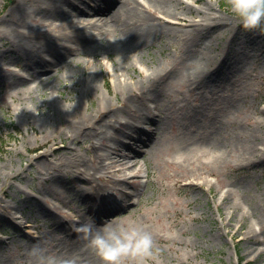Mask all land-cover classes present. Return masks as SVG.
Instances as JSON below:
<instances>
[{
  "label": "rangeland",
  "instance_id": "rangeland-1",
  "mask_svg": "<svg viewBox=\"0 0 264 264\" xmlns=\"http://www.w3.org/2000/svg\"><path fill=\"white\" fill-rule=\"evenodd\" d=\"M16 1L0 0V19ZM140 1L159 15L153 3L150 2V6L147 0ZM182 3L193 8L204 7L205 11V5L209 4L212 9L208 12L221 18L222 23L205 31L203 38L210 44L209 55L213 59L220 57L233 35L232 45L242 53L226 58V62L234 65L228 74L208 72V76L198 79L209 93L205 105L200 106L195 96L200 90L186 86L164 95L160 101H150L149 106L153 103L159 115L148 109L151 119L143 123V128L155 132L157 140L150 147L147 144L150 135L149 138L145 133L140 135L137 150L141 155L137 168L145 170L129 184L115 185L111 179L112 175L123 178L129 170L127 165L111 164L116 159L113 147L118 146L114 137L119 136L122 129L128 130V126H115L106 132L104 144L99 148L91 145L97 139L71 143L73 151H66L62 159L73 158L74 153L79 155L80 166L86 168L82 173L92 177L91 183L81 180L71 169L47 183L39 177V168L31 166L30 161L44 149L63 147L69 142L65 114L71 112L72 101L67 98L68 88L82 90L95 63L99 64V76L92 82L102 94L98 98L95 92L87 98L81 97L79 112L85 116L91 112L97 115L96 109L102 104L121 107L116 114L115 120H119L114 121L116 124L135 122L134 115L140 110L138 105L124 108L130 96L118 91L123 88L119 78L124 84L146 85V73L151 71L146 63L151 58L163 67L174 61L178 69L192 70L195 59H180L183 41L174 27L135 57L137 69L132 65V78L125 72L117 75L105 54H90L77 57L80 60L77 65L56 68L51 81L62 76L65 86L60 84L59 91L45 102L42 100L45 96L38 95L40 92L34 97L13 94L7 84L0 81V264H34L24 255L26 236L41 237L52 229V218L30 209L31 197L41 199L60 217L81 221L86 218L85 222L91 223L95 215L91 210L99 207L92 185L108 187L107 194L119 188L128 189V202L125 200L123 203L127 205L123 206L129 207L114 223L133 221L153 234L152 255L142 261L128 257L123 264H264V25L252 30L243 28L230 10V0H182ZM34 24L31 22V26ZM2 35L5 32L0 26ZM2 43L0 74L7 68L32 79L38 65L35 69H25L23 58L15 61L11 55L3 53ZM72 68L77 72L70 75L67 72ZM141 68L146 72L140 71ZM69 80L73 81L70 85ZM29 86H34V82ZM211 120H215L218 136L212 144L203 140L205 132H195L186 126L190 122L202 126ZM248 131H253L255 136L248 137ZM60 157L54 151L41 159ZM114 168L120 170L114 174ZM55 193H59L57 199L53 198ZM92 194L87 198L86 195ZM27 222L30 225H26ZM82 229L84 231L83 226ZM51 235L55 243L44 244L42 249L56 256L63 245L57 235ZM71 239L86 240L89 245L88 238L80 237L79 233ZM96 259L102 264L97 255Z\"/></svg>",
  "mask_w": 264,
  "mask_h": 264
},
{
  "label": "bare ground",
  "instance_id": "bare-ground-1",
  "mask_svg": "<svg viewBox=\"0 0 264 264\" xmlns=\"http://www.w3.org/2000/svg\"><path fill=\"white\" fill-rule=\"evenodd\" d=\"M176 1L178 3L175 0H147L149 4L153 3V8L159 13L158 15L150 11L140 0H109L107 2L106 0H17L15 5L1 17V30L5 32V35L0 36V42L3 41L2 44L5 46L2 50L3 53L11 55L15 61L20 57L23 58L27 70L35 69L36 65H38V69L31 79L24 74L3 68L4 72L0 74V81L5 82L13 94L21 93L34 97L40 92L39 96L40 94L45 96L42 99L43 102L59 91L60 84L65 86L62 76L51 81L56 68H66L69 64L77 65L80 63L77 57L80 56L105 54L115 66L117 75L125 72L132 78V65L137 69L135 57L154 44L155 39L160 40L164 32L170 31L172 27L176 29L179 39L183 41L180 59L184 61L195 59L196 65L191 67L192 70L178 69L174 61L163 67L154 58L148 59L146 65L151 71L146 73V85L139 86L136 82L132 85L124 84L123 79L119 78L118 82L124 89L120 88L118 91L122 95L125 93L130 96L128 101L130 104L125 103L124 108L130 109L137 105L140 107L137 115L130 113L134 115L135 122H121L122 125L121 123L116 124L119 120H115L121 107L114 108L111 105L102 104L96 109L97 115H93L91 112L85 116L79 112L81 97L87 98L92 92H95V97L102 94L98 92L96 83L92 82L99 76L97 73L99 64L95 63L87 74L89 80L85 82V87L82 90L77 87L68 88L67 98L72 101L69 106L71 112L65 114L69 123V133H71H66L70 139L69 142L63 147L44 149L34 160L30 161L31 166L39 168V177H43L47 183L61 177L66 169H71L70 172L75 173L81 180L91 183L92 177L82 173L86 168L82 169L80 166L79 155L74 153L73 158H62L66 151H73L71 143L74 141L82 143L97 139L91 145L99 148L104 144L106 132L115 126H128V130L122 129L118 132L119 136L114 137V143L118 146L113 147L116 159L112 160L111 164L127 165L129 169L135 166L133 163L138 161V157L141 155L137 146L140 142V135L145 133L143 123L151 119L148 113L150 101H160L164 95H170V92L173 93L182 86H186L189 89L196 87L200 90L195 96L199 98L198 104L203 106L209 93L204 85L198 84L196 81L208 76V72L228 74L234 68L232 63L226 62V58L230 54L242 53L240 49L232 45L234 35L229 39L225 49L221 50L220 57L219 55L214 57L215 60L209 55L210 44L203 41L205 31L222 23L220 17L208 12L212 7L206 4L207 11H205L204 7L193 8L190 4L182 3V0ZM60 20L63 21L62 24L57 23ZM31 22H34L35 26H31ZM109 37L113 39L110 40ZM40 49H44L51 55V60L41 59L39 57ZM163 49L161 48V50ZM133 53L135 55L131 56ZM69 57L73 59L69 60ZM8 61L12 60L8 59ZM140 71L146 72L142 68ZM76 72L77 70L72 68L67 73L71 75ZM193 77L192 84L189 81ZM144 81L141 79V82ZM31 82H34V86H29ZM48 88L52 90L48 92ZM45 107L47 108V105L44 106V109ZM135 111L137 110L135 109ZM214 121L206 122L202 126H199L200 123L190 122L186 126L193 128L195 132H205L206 138L203 140L206 139L208 144H212L217 141L216 137H218ZM236 134L240 135L241 133ZM121 135L122 137H120ZM231 136L232 133H229V137ZM251 136H255L254 132L248 131V137ZM127 139L130 141L127 142ZM243 139H247V136ZM156 140V133L152 132L147 143L148 146H154ZM98 141L101 143H97ZM56 143L54 144L56 145ZM54 151L61 155L59 159H41L48 152L51 154ZM256 158L260 157L256 155ZM119 170L120 168H114V174ZM111 179L115 185L126 182L122 177L118 178L113 175ZM92 188L95 190L94 193L98 200L105 202L104 194L107 193L108 187L103 189L92 185ZM45 190L48 191L49 187L47 186ZM79 192L82 191L79 190ZM93 195L86 196L90 198L89 196ZM58 196L59 193H55L53 198L57 199ZM30 200L32 201L30 209L33 212L41 213L53 220L52 229L49 232H44L41 237L26 236L24 255L34 264L37 261L36 257L32 255V250L34 248L42 249L44 244L55 243L52 233L58 236L62 241L60 244L63 245V247L58 246L60 247L56 253L58 258L75 260V264H99L93 250L89 245H86V240L73 241L71 237L76 233H79L80 237H87L82 226L85 228L89 224L93 225L94 222V226L103 225L108 221L114 222L129 207L117 205L112 209L106 208L105 210L92 208L91 211L95 212L94 220L91 223H86V218L81 221V219H65L56 215L39 198L31 197ZM126 202L128 201L126 200ZM123 204L127 205V203ZM1 212L7 213L4 209H1ZM76 212L78 211L76 210ZM26 225H30V222H27Z\"/></svg>",
  "mask_w": 264,
  "mask_h": 264
},
{
  "label": "clouds",
  "instance_id": "clouds-1",
  "mask_svg": "<svg viewBox=\"0 0 264 264\" xmlns=\"http://www.w3.org/2000/svg\"><path fill=\"white\" fill-rule=\"evenodd\" d=\"M230 10L247 30L264 25V0H230ZM134 55L135 53L131 56ZM72 59L69 57V60ZM72 82L69 80V85ZM84 231L89 247L102 264H123L124 259L128 257L142 261L145 256L152 255L155 243L153 234L139 223L108 221L99 226L89 224L85 226ZM32 255L36 257L37 264H75V260L60 259L55 255L46 254L39 248H34Z\"/></svg>",
  "mask_w": 264,
  "mask_h": 264
},
{
  "label": "trees",
  "instance_id": "trees-1",
  "mask_svg": "<svg viewBox=\"0 0 264 264\" xmlns=\"http://www.w3.org/2000/svg\"><path fill=\"white\" fill-rule=\"evenodd\" d=\"M1 146H2V145H1V139H0V153H1V151H2Z\"/></svg>",
  "mask_w": 264,
  "mask_h": 264
}]
</instances>
